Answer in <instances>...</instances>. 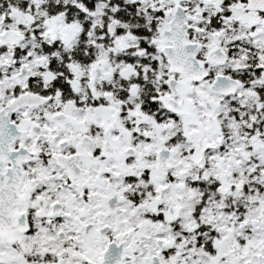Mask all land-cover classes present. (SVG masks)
<instances>
[{"label":"snow or ice","instance_id":"1","mask_svg":"<svg viewBox=\"0 0 264 264\" xmlns=\"http://www.w3.org/2000/svg\"><path fill=\"white\" fill-rule=\"evenodd\" d=\"M0 264H264V0H0Z\"/></svg>","mask_w":264,"mask_h":264}]
</instances>
